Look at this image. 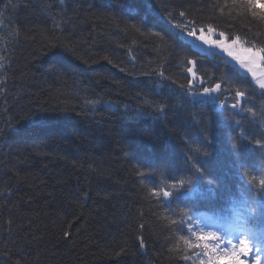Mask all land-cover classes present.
Instances as JSON below:
<instances>
[{
  "label": "trees",
  "instance_id": "16d2710c",
  "mask_svg": "<svg viewBox=\"0 0 264 264\" xmlns=\"http://www.w3.org/2000/svg\"><path fill=\"white\" fill-rule=\"evenodd\" d=\"M230 2L66 0L71 22L64 25L62 36L73 43L76 55H72L63 49L47 51L38 37L31 38L51 28L52 16L60 11L58 0H0V37L12 41L10 33L19 32L7 49L0 40V54L11 60L7 71L0 73L8 82V92L0 96V191L9 185L13 190L10 197L0 196V264H15L21 256V264H199L194 255L198 249L189 251L191 261L167 251L172 243L183 246L181 240L169 239L181 233H171L156 222L155 213L162 209L155 199L145 203L141 190L142 183L154 187L160 178L137 176L134 169L159 166L171 180L176 168L183 166L186 149L165 130L195 136L196 129L211 121L220 172L232 181L222 205L230 208L229 197L238 195L241 182L232 174L230 154L231 137L238 133L218 120V105H193L171 79L178 84L192 79L185 57L197 62L196 74L207 82H219L221 77L236 80L237 73L242 74L224 58L194 51L173 27L178 21L167 18L162 7L191 5L198 28L210 24L230 37L241 36L244 42L252 33H264V26L247 17L239 19L233 8H225L223 15L207 7L203 13L197 11L201 4ZM261 7L257 5V11ZM133 24L141 31L131 28ZM156 68L171 79L161 81L151 74ZM145 97L167 101L166 120L145 110ZM85 98L100 103L93 111L85 106ZM250 103L264 104L258 88ZM197 115L198 120H190ZM141 210L145 249L135 239L140 234ZM206 213L211 214L202 209L196 215ZM68 224L71 236L58 239ZM202 243L209 250L213 247L209 241ZM122 246L126 254L114 256ZM227 264L234 261L229 258Z\"/></svg>",
  "mask_w": 264,
  "mask_h": 264
},
{
  "label": "snow or ice",
  "instance_id": "6c2138e0",
  "mask_svg": "<svg viewBox=\"0 0 264 264\" xmlns=\"http://www.w3.org/2000/svg\"><path fill=\"white\" fill-rule=\"evenodd\" d=\"M58 4L60 11L52 16L51 28L41 29L36 36L31 38L35 40L38 37L42 48L47 51L63 49L76 55L73 43L62 36L64 25L71 22V17L67 15L68 5L66 0H58ZM257 5H262L260 11H257ZM162 7L167 13V18L178 21L173 27L178 29L180 34H186L185 38H195L208 43L203 35L205 28L197 27V16L193 14L191 5H180L178 9L177 6ZM206 7L213 14L219 10L220 15H223L225 8H233L237 10L236 16L239 19L247 17L252 23L264 26V0H231L230 4L225 5L201 4L197 11L203 13ZM208 19L212 20L214 17L210 16ZM228 23H232V21H228ZM2 24L3 21L0 19V26ZM127 27L129 25L125 24V28ZM130 27L137 32L141 31V28L136 24ZM207 31H214L210 24ZM248 31L251 32V29L249 28ZM57 32H60L61 35H58ZM198 32L201 33L199 36H197ZM152 34L159 37L161 41H165V36L161 33ZM10 35L14 38L12 41L0 37V40H4L5 49L9 43H15L19 32L17 30ZM219 35L225 36V33L220 32ZM261 36H264V33L261 35L252 33L251 39L247 40L248 46L242 49L247 54L245 57L234 53L231 50L232 44L220 43L217 45L229 57L239 62L240 69L247 70L243 75L237 73L236 80H232L230 77H221L219 82L217 80L207 82L202 76L195 81L186 77V84H178L177 80L166 76L162 68L152 70L151 74L158 76L161 81L171 79V84L182 89V95L189 97L193 105L201 107L218 105L221 109L217 117L218 120L223 119L233 132L238 133L231 137L230 154L232 174L238 177L241 183L238 195L229 197L230 208L222 205L221 201L222 197L228 194L232 181L220 172L219 162L213 151L216 137L210 132L211 121L205 124L202 129H196L195 136L180 135L178 132L170 133L167 129L165 130L166 136L178 137L186 149L183 153V166L176 168V175L171 180H169L166 171L159 166H149L146 171L139 168L134 169V174L137 176L160 178L159 184L154 187H150L148 183L141 184L142 198L145 203H151L153 199L158 202V208L162 209L155 213L156 222L159 225L167 228L171 233H181L180 236L173 235L169 239L181 240L183 246L179 243H172L167 248L169 253L181 260L191 261L193 257L188 254L189 251L198 249L200 251L195 252L194 255L199 260V264H221L222 260L229 258L234 261V264H248L249 261L251 264H262L264 261V104L257 107L250 103L252 93L257 88L260 90L261 99H264V78L257 77L253 67L249 66L250 64L258 66L260 63H264V39ZM234 42L239 44L241 36H235ZM2 51L3 49H0V52ZM177 55L179 56V54ZM77 58L82 59L78 56ZM104 59L108 60V57H104ZM83 62L87 63L88 61ZM108 62L112 63L111 60ZM184 62L191 66H195L197 63L186 57ZM10 65L9 57L0 54V73L6 72ZM191 66L187 67V72L196 77ZM124 70L120 69V71ZM247 73H251V80ZM7 83V77L0 76V96L8 92ZM196 84L206 86L201 88L196 87ZM84 103L94 111L100 100L85 98ZM142 103L145 110H151L154 118L167 119L169 104L162 97L153 99L145 97L142 98ZM190 120H198V115L190 117ZM233 124L236 125L235 128H232ZM189 126L195 127L191 124ZM168 172H171V168L168 169ZM16 178L21 179L18 173ZM12 195L11 185L0 191V196L10 197ZM83 198L86 199V195ZM13 206L15 207V205ZM202 209L211 212V215L203 219L200 215H196ZM137 215L141 222L138 224L140 234H137L135 239L138 242V247L145 249L147 244L142 234L146 228L144 212L138 211ZM205 220L207 223L204 222ZM13 223L11 218L7 220L9 231H11ZM70 228V224L63 227L57 238L68 239L71 236ZM205 228H212L214 231L205 233ZM219 233L224 235L221 236ZM222 240V249L228 250L227 256L216 254L217 246L221 245ZM233 240L236 241L235 244H233ZM205 241H215L211 250L208 249L207 243H202ZM13 243L16 242L13 241ZM123 254H126L124 246L113 252L116 257ZM241 257L245 259H241ZM8 259L11 260V257ZM22 259L21 256L15 260V264H21Z\"/></svg>",
  "mask_w": 264,
  "mask_h": 264
},
{
  "label": "rangeland",
  "instance_id": "374dc122",
  "mask_svg": "<svg viewBox=\"0 0 264 264\" xmlns=\"http://www.w3.org/2000/svg\"><path fill=\"white\" fill-rule=\"evenodd\" d=\"M220 32H218L217 30L214 29V31H207L205 30V32L203 33V35L205 36V38L207 39L208 43H205L204 41L195 39V38H186V40H188V42L192 45L193 49L195 51L201 52L203 54L206 55H219L221 57H224L229 64H231L234 68L236 67L238 69L239 72H241L242 74L245 73L247 70L246 69H240L239 68V62L233 60L232 57H229L227 55L226 52L223 51V49L217 47L218 44L223 43L225 45L228 44H232V51L234 53H236L237 55L241 56V57H245L247 54L245 52L242 51L243 48L247 47L248 44L244 43L242 40L239 44L234 42V38L230 39L226 34L225 36H220L219 35ZM201 33H197V36H199ZM185 34H183L184 36ZM250 67H253V70L257 73V77L259 78H264V63H260L258 66L257 65H249ZM193 72H195V68L193 67ZM247 76H249L251 79V73H247ZM192 77V80H196L198 78V75L196 74V77ZM253 82L255 83V81L253 80ZM196 87H203V85H199L196 84ZM205 223H207V221H204ZM205 233H210L212 231H214V229L212 228H205ZM219 235L223 236V233H219ZM213 244H215V241H212ZM236 241L233 240V244H235ZM222 245H223V240L221 241V245L217 246L218 249H220V251L227 255L228 252H226L224 249H222ZM241 259H245L244 257H241ZM248 264H251V261L248 262ZM262 264H264V261H262Z\"/></svg>",
  "mask_w": 264,
  "mask_h": 264
}]
</instances>
